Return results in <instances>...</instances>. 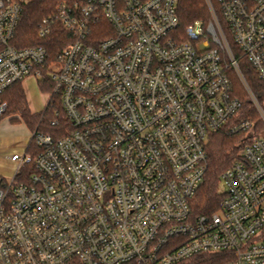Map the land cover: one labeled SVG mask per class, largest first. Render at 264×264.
Masks as SVG:
<instances>
[{"label":"built area","instance_id":"built-area-1","mask_svg":"<svg viewBox=\"0 0 264 264\" xmlns=\"http://www.w3.org/2000/svg\"><path fill=\"white\" fill-rule=\"evenodd\" d=\"M30 1L0 0V120L5 92L44 72L68 127L55 119L61 136L33 131L6 156L0 264H264V106L228 38L264 81V0H204L209 20L186 27L179 0H61L39 25L44 39L57 24L73 35L54 58L12 45ZM219 131L243 134L239 159L221 176L219 210L195 215Z\"/></svg>","mask_w":264,"mask_h":264},{"label":"trees","instance_id":"trees-1","mask_svg":"<svg viewBox=\"0 0 264 264\" xmlns=\"http://www.w3.org/2000/svg\"><path fill=\"white\" fill-rule=\"evenodd\" d=\"M59 1L61 0H31L25 5L12 45L17 48L45 46L49 50L51 58H54L69 44L73 43V35L60 24L55 25L49 39L39 36L40 23L44 18L54 13ZM177 14L182 27H186L197 20L207 22L210 18L204 0H179ZM228 38L234 54L239 59L244 79L260 104L264 106V81L259 78L249 60L241 56V52L234 44L229 33ZM230 76L235 93L242 102L240 117L244 119L252 117L258 120V128L255 131L257 136L262 131L263 126L259 122L256 109L238 75L231 72ZM38 86L42 93H50L53 90V83L48 80V75L44 72L43 77L38 80ZM2 100L7 104L5 116L11 117L12 122L24 123L31 131L37 130L59 137L62 133L58 127L56 128L51 125L55 119L61 121V127H68L59 98H51L45 110L35 114L30 109L22 83H17L5 92ZM242 137L243 134H232L228 131H219L210 135L207 144L208 168L205 180L194 202L193 210L195 215H211L219 210L221 200L224 197L220 189L221 176L235 160L239 159ZM28 151H33V143L29 145ZM27 171L28 174H31L33 167H29L23 174L19 175V181L24 180V175ZM211 257V255H202L201 257H196L195 260L198 264H210ZM217 259H220L219 263H224L229 260V256L227 254H218ZM70 264L81 263L74 261Z\"/></svg>","mask_w":264,"mask_h":264},{"label":"crops","instance_id":"crops-1","mask_svg":"<svg viewBox=\"0 0 264 264\" xmlns=\"http://www.w3.org/2000/svg\"><path fill=\"white\" fill-rule=\"evenodd\" d=\"M22 85H23V88L25 90L27 100H28V103H29V106H30V109L32 110V112L35 114L43 112L47 105L45 107L42 106V102L40 101V97H39L40 95L39 94H43L46 96L47 104L49 101V97H48L47 93L41 92V90L38 86V81L34 77H30L27 80H25L22 83ZM17 123H21V122H17ZM17 123L12 122L11 118H10V123L0 122V133L4 129L14 128L15 127L14 124H17ZM13 140H15V139L8 137L7 135H1L0 134V163L4 162V161L9 162L6 159V156L11 155L13 153H16V145L11 144V142ZM26 140H28V144H29L30 137L26 138ZM27 146L22 148V150L25 151Z\"/></svg>","mask_w":264,"mask_h":264},{"label":"rangeland","instance_id":"rangeland-1","mask_svg":"<svg viewBox=\"0 0 264 264\" xmlns=\"http://www.w3.org/2000/svg\"><path fill=\"white\" fill-rule=\"evenodd\" d=\"M47 93L48 97H49V92H45ZM40 96V101L42 102V106L45 107L47 105V99L46 96L43 94H39ZM10 118L11 117H6L4 116L0 122H4V123H10ZM15 127L12 129H4L0 134L1 135H7L8 137L14 138L15 140H13L11 142L12 145H16V153H23L24 150H22V148H24L25 146L28 145V140H26V138L31 137V133L33 131H31L24 123H17L14 124ZM14 173V167L10 162L4 161L0 163V176L9 180L12 175ZM220 189L223 192L224 188H223V184L220 183Z\"/></svg>","mask_w":264,"mask_h":264}]
</instances>
